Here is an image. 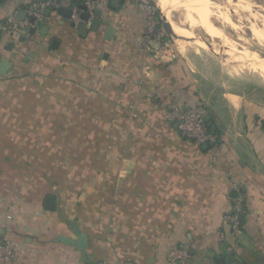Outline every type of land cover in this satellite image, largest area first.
Masks as SVG:
<instances>
[{"label":"crops","instance_id":"obj_1","mask_svg":"<svg viewBox=\"0 0 264 264\" xmlns=\"http://www.w3.org/2000/svg\"><path fill=\"white\" fill-rule=\"evenodd\" d=\"M33 1L0 0V21ZM57 7L15 39L0 32V60L10 63L0 116L19 131L4 140L10 148L0 141V236L19 249L9 264H82L58 239L75 238L74 220L97 264H180L168 258L175 245L192 264H227L228 254L264 264V92L195 72L180 53L155 59L141 47L136 5L100 0L94 10L108 25L83 35L84 21L71 26ZM144 64L158 101L138 97ZM173 102L201 109L215 135L208 148L165 120L163 104ZM227 213L237 214L234 232Z\"/></svg>","mask_w":264,"mask_h":264},{"label":"rangeland","instance_id":"obj_2","mask_svg":"<svg viewBox=\"0 0 264 264\" xmlns=\"http://www.w3.org/2000/svg\"><path fill=\"white\" fill-rule=\"evenodd\" d=\"M150 1L171 43L172 56L184 55L198 64L195 72L205 71L208 76L221 71L227 84L237 89L264 92V77L257 71L264 64V0ZM202 3L211 10L207 16L212 27L209 34L192 22ZM162 18L169 28L164 27ZM5 129H12L9 135L16 136L15 126L5 127L0 122V133Z\"/></svg>","mask_w":264,"mask_h":264},{"label":"built area","instance_id":"obj_3","mask_svg":"<svg viewBox=\"0 0 264 264\" xmlns=\"http://www.w3.org/2000/svg\"><path fill=\"white\" fill-rule=\"evenodd\" d=\"M65 1L72 9L71 20L78 24L81 21L80 13L86 11L90 17L93 15L94 7L100 0H61ZM126 3L136 5L142 13V33L141 47L151 54L155 59L167 62L173 58V50L171 43L167 38V33L159 21L158 15L150 0H123ZM80 4L85 6V9L80 8ZM56 0H34L27 8L26 17L18 19L15 14L8 15L4 20L0 21V32L8 35L11 39L17 38L23 31L36 28L43 20V11L46 8L56 7ZM29 16L34 20L30 21ZM151 69L149 65L144 64L142 67V78L137 81L138 97H146L151 100H157L152 84V79L149 77ZM165 120L170 123H176L180 134L190 139L197 144L204 145L215 141L214 133L207 126L204 114L201 109L195 106L180 103L163 104ZM236 183H232V188H235ZM243 206L239 201H236L234 210L238 213L243 212ZM223 221L229 225L231 232L238 229L239 221L237 214L229 213L223 215ZM19 257V249L16 241L0 236V264H9ZM168 258L171 262L180 264H192V260L188 254L186 246L175 245L170 247ZM226 264V263H214ZM229 264H240L238 261L230 262Z\"/></svg>","mask_w":264,"mask_h":264},{"label":"water","instance_id":"obj_4","mask_svg":"<svg viewBox=\"0 0 264 264\" xmlns=\"http://www.w3.org/2000/svg\"><path fill=\"white\" fill-rule=\"evenodd\" d=\"M119 1L120 0H112V4L113 3H119ZM61 3H62L61 0H56V4L58 5L57 12L62 14V15H65L68 18L71 17L72 9L71 8L70 9L69 8L68 9L63 8L60 5ZM79 6H80V8L85 9V6L83 4H80ZM49 12H50V9L47 8L45 10V14H47ZM100 13H101V11L99 9H95L94 10L95 17L93 19H90V23L89 24L86 23L89 20V17H90L89 13L86 12V11H83L82 13H80V18L84 22L77 25V33H78V35H83L86 32L87 29L95 30L100 23L103 24V25H108V21L107 20H100L99 19ZM15 16L18 19H23L26 16V11L20 9V10L17 11V14H15ZM29 20L33 21L34 18L29 16ZM162 21H163L164 27L166 29L169 28V26H168L167 22L164 20V18H162ZM70 25L71 26H75V23L73 21H70ZM31 30L32 29H30L29 31H31ZM112 32H114L113 27L112 26H108L106 37L108 38L111 35ZM9 66H10V63H9L8 60H6V59L0 60V73L4 74L7 71V69L9 68ZM175 125L177 127L176 123H175ZM210 144H204L202 146V148L206 149V148H208V146ZM45 207L48 208V209H53V207H54V197L53 196L49 195V196L46 197ZM70 228L72 229L73 233L75 234V238L66 237V236H58L59 241L65 243V244H68V245L75 246L77 249H79V251L81 252V255H82V264H97V262L92 260L91 257L89 256V254L87 253V236H86L85 233H83L81 231V229L78 226L77 221H75V220L72 221L70 223ZM221 262L222 263L224 262V258H221ZM227 264H229V263H227Z\"/></svg>","mask_w":264,"mask_h":264},{"label":"trees","instance_id":"obj_5","mask_svg":"<svg viewBox=\"0 0 264 264\" xmlns=\"http://www.w3.org/2000/svg\"><path fill=\"white\" fill-rule=\"evenodd\" d=\"M0 122H2V124H3V126H5V127H9L8 126V124H5L4 123V121L1 119V116H0ZM15 123V122H14ZM14 123H12V125H11V127H16L17 128V125L16 124H14ZM10 125V124H9ZM12 130V129H11ZM11 130H4V131H2V133H0V141H2L3 143H4V145L2 146L3 148H2V150H4L6 147L8 148H10V146H11V144L9 143L8 144V142H5L7 139V137H9L8 139H10L9 141H12V140H14L15 138V136H12V135H9V132L11 131ZM29 131H30V133H33V128L31 127V128H29ZM15 132H16V134H17V136H18V129H15ZM6 139V140H5ZM5 140V141H4ZM28 163V162H27ZM71 185V188H74V187H77V188H79L78 189V191L76 190V192H77V195H78V197L80 196V198H81V195H82V189H80V187H81V184H80V181L79 182H77V181H74L72 184H70ZM224 257H225V259L226 260H228L229 262H233V261H238L240 264H246V262L244 263V262H241L237 257H232L231 255H224ZM217 262H219V260H218V258H213V260H212V262L211 263H209V264H214V263H217Z\"/></svg>","mask_w":264,"mask_h":264},{"label":"bare ground","instance_id":"obj_6","mask_svg":"<svg viewBox=\"0 0 264 264\" xmlns=\"http://www.w3.org/2000/svg\"><path fill=\"white\" fill-rule=\"evenodd\" d=\"M242 3V2H241ZM203 4V3H202ZM199 4L198 5V11H197V14H196V19H193V24L194 26H197V27H201L203 30H205L208 34L209 32H211L212 30V27L211 25L209 24V19L207 18L208 16V13L211 11L210 10V6L206 4ZM238 6V5H237ZM257 32V31H256ZM259 32V31H258ZM218 33V31H217ZM255 33V31H254ZM256 34V33H255ZM258 34V33H257ZM260 34V33H259ZM263 34V33H262ZM215 35V34H214ZM218 35V34H216ZM264 35V34H263ZM217 37H221L222 38V35H219ZM264 37V36H263ZM227 39V38H226ZM234 45V44H233ZM254 59V58H253ZM256 59V58H255ZM253 69H256V66H252ZM257 71L260 73V75L262 77H264V64L262 67H258ZM264 79V78H263Z\"/></svg>","mask_w":264,"mask_h":264}]
</instances>
